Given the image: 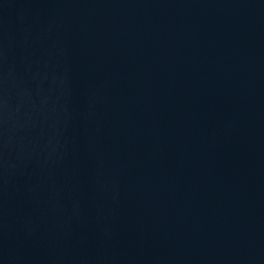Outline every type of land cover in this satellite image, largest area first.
<instances>
[{
  "label": "water",
  "instance_id": "obj_1",
  "mask_svg": "<svg viewBox=\"0 0 264 264\" xmlns=\"http://www.w3.org/2000/svg\"><path fill=\"white\" fill-rule=\"evenodd\" d=\"M0 264H264V0H0Z\"/></svg>",
  "mask_w": 264,
  "mask_h": 264
}]
</instances>
